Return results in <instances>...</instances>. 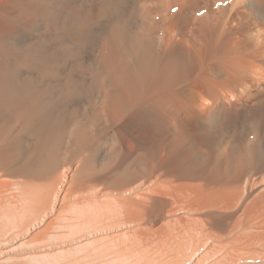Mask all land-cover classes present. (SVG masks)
<instances>
[{"label":"bare ground","instance_id":"bare-ground-1","mask_svg":"<svg viewBox=\"0 0 264 264\" xmlns=\"http://www.w3.org/2000/svg\"><path fill=\"white\" fill-rule=\"evenodd\" d=\"M0 264H264V0H0Z\"/></svg>","mask_w":264,"mask_h":264}]
</instances>
